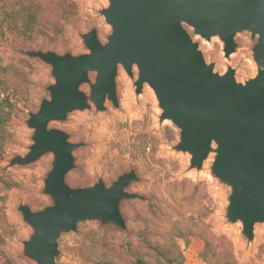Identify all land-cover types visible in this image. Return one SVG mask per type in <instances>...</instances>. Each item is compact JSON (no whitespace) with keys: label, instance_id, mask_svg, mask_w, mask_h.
I'll list each match as a JSON object with an SVG mask.
<instances>
[{"label":"rangeland","instance_id":"1","mask_svg":"<svg viewBox=\"0 0 264 264\" xmlns=\"http://www.w3.org/2000/svg\"><path fill=\"white\" fill-rule=\"evenodd\" d=\"M73 1L77 12L65 22L64 34L56 40L42 36L25 40L8 34L0 41V102L8 98L14 105L5 125L6 155L0 165V264H37L25 253L24 243L32 237L33 229L18 209L26 206L37 212L53 204L44 192L52 153L26 165L11 163L13 158L27 154L33 144L34 131L26 125L28 115L49 99L48 87L54 84L51 68L29 53L77 56L87 53L82 35L95 29L104 44L111 34V27L99 14L108 7L107 0ZM184 28L198 43L206 64L214 65V73L222 75L230 68L241 84L256 76V36L236 34L235 51L226 58L219 37L207 42L195 36L191 28ZM89 79L93 83L94 74ZM136 79V67L132 68V77L119 67L115 78L118 107L106 101L105 110L97 112L88 101L90 108L49 124L50 129L67 134L70 143L81 144L72 152L73 168L65 177L69 188H88L100 182L110 188L124 174L134 172L137 177L125 190L137 198L119 203L125 228L99 219L78 223L74 231L62 233L57 239L55 264H134L136 254H147L140 237L145 228L152 230V240L171 264L186 256L202 261L199 255L204 241L195 235L186 239L177 236L175 223L179 229L192 228L193 232L204 228L213 245L230 243L228 250L236 264H264V224L256 223L253 238L248 240L240 222L228 221L231 188L211 172L214 153L201 169H190V155L175 148L179 130L170 121H160L162 110L147 84L140 94L135 93ZM80 90L89 96V84H83ZM146 138L153 142L142 152ZM153 212L160 214L159 219ZM221 235L225 243L216 237ZM143 258L145 264H169L155 252Z\"/></svg>","mask_w":264,"mask_h":264},{"label":"water","instance_id":"2","mask_svg":"<svg viewBox=\"0 0 264 264\" xmlns=\"http://www.w3.org/2000/svg\"><path fill=\"white\" fill-rule=\"evenodd\" d=\"M107 1L108 7L99 11L111 27L104 44L93 29L81 36L85 54L29 53L51 68L54 84L48 87L49 99L28 115L33 144L11 163L26 165L52 153L44 192L53 204L37 212L19 207L33 229L24 243L26 255L37 264H55L57 239L81 222L99 219L125 228L119 203L137 198L125 191L136 180L135 173L120 176L110 188L102 182L69 188L65 177L73 168L72 152L81 144L49 128L51 122L90 108L88 101L97 112L105 110L106 101L118 107L119 67L130 77L136 67L137 95L144 84L152 89L162 110L160 121H170L179 130L175 148L190 155V169H201L214 153L211 172L231 188L226 217L240 222L243 235L252 240L254 225L264 224V0ZM184 26L207 42L219 37L226 58L235 51L236 34L256 36V76L241 84L230 68L222 75L214 73V65L206 64ZM83 84H89V96L80 90Z\"/></svg>","mask_w":264,"mask_h":264},{"label":"trees","instance_id":"3","mask_svg":"<svg viewBox=\"0 0 264 264\" xmlns=\"http://www.w3.org/2000/svg\"><path fill=\"white\" fill-rule=\"evenodd\" d=\"M76 12L77 6L73 0H0V41L8 34L16 35L25 40H31L37 36L56 40L64 34L65 22L70 17H73ZM13 108L14 105L9 102L8 98L0 102V165L6 155L4 150L6 140L5 125L11 119ZM152 142L153 140L146 138L144 145H141L142 152ZM159 215L153 212V217L156 219H159ZM173 225L178 231L177 236L186 239L187 236L195 235L204 241L203 251L199 255L204 264H236L230 254V250H228V248L230 249V243L226 242L227 244L222 246V243L217 242L213 245L207 239L204 228H195L196 232H193L192 228L179 229L176 223ZM153 236L154 234L150 228H145L144 233L140 234L141 244L145 251L147 254L148 252H155L156 256L164 257L166 262L171 264L156 242L152 240ZM216 237L224 242V236ZM219 249L221 250L219 251ZM145 255L136 254L137 257L134 264H145L143 258ZM183 263L184 259L180 257L177 264Z\"/></svg>","mask_w":264,"mask_h":264},{"label":"crops","instance_id":"4","mask_svg":"<svg viewBox=\"0 0 264 264\" xmlns=\"http://www.w3.org/2000/svg\"><path fill=\"white\" fill-rule=\"evenodd\" d=\"M183 264H204V263L202 261L194 260L186 256Z\"/></svg>","mask_w":264,"mask_h":264}]
</instances>
